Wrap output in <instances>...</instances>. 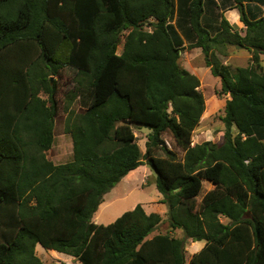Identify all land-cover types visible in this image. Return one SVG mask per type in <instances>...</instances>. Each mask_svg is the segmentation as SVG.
<instances>
[{
  "label": "trees",
  "instance_id": "16d2710c",
  "mask_svg": "<svg viewBox=\"0 0 264 264\" xmlns=\"http://www.w3.org/2000/svg\"><path fill=\"white\" fill-rule=\"evenodd\" d=\"M228 8L243 28L225 18ZM185 46L200 48L220 80V143L191 144L205 101L179 63ZM229 47L249 52V63L224 62ZM261 55L264 0H0V264H44L35 244L78 264H264ZM78 99L84 107L69 110ZM60 108L72 157L55 164L45 151ZM142 128L144 152L134 135ZM143 160L180 238L149 237L162 218L141 205L92 221ZM202 180L213 187L196 201ZM187 238L204 241L188 263Z\"/></svg>",
  "mask_w": 264,
  "mask_h": 264
},
{
  "label": "rangeland",
  "instance_id": "374dc122",
  "mask_svg": "<svg viewBox=\"0 0 264 264\" xmlns=\"http://www.w3.org/2000/svg\"><path fill=\"white\" fill-rule=\"evenodd\" d=\"M239 13V12H238ZM237 10L228 11L225 17L230 21H234ZM122 39V36H121ZM122 44L117 47V53L121 52ZM229 54L222 57L224 62L230 63L232 66H246L250 60L249 52L244 49H237L229 47ZM261 66L264 70V55H261ZM179 63L182 67L186 68L189 72L195 74L200 80L199 90L204 96L205 110L201 115L198 126L194 129L191 137V144L201 143L204 141H212L220 143L223 140L224 124L221 121L223 113L225 96H218L215 92L220 86L218 77L213 76L209 68L204 65L203 55L200 48L184 47L180 52ZM68 74L72 76L73 71L67 69ZM52 79L54 78L51 76ZM63 83V82H62ZM63 85L64 89L72 85ZM63 92H59L58 96L62 97ZM39 96L42 99H47L44 92H40ZM84 106L78 100L70 104L69 110H79ZM67 111L62 108L59 109L58 114L54 119L53 128V142L51 147L45 151L46 158L55 164L67 162L72 157V141L64 130L65 119ZM149 132L148 128L134 129V135L141 152L145 151L146 134ZM235 133V130H233ZM166 146L175 151L178 158H182L183 151L176 147L173 139L169 134L162 135ZM156 154L162 156V150L156 149ZM138 166L136 169L131 170L125 175L112 189L103 195V199L99 204L97 211L93 215V221L99 224H109L113 222L124 211L133 209L136 205H141L145 213H158L162 221L157 228L150 235L156 233L169 232L176 237H182V230H171L169 225V209L164 203H161L162 194L157 190L155 185V172L145 164ZM213 186L206 180H202V188L196 197L199 201L203 194L211 189ZM95 217V220H94ZM222 221H226L222 218ZM149 235V237H151ZM204 241H200L203 244ZM35 254L44 263L49 264L64 263V264H78V262L70 255L58 252L52 249L43 248L39 244H35ZM197 248L192 246V242L187 238L185 240V259L186 263L192 256Z\"/></svg>",
  "mask_w": 264,
  "mask_h": 264
},
{
  "label": "crops",
  "instance_id": "0c3cea01",
  "mask_svg": "<svg viewBox=\"0 0 264 264\" xmlns=\"http://www.w3.org/2000/svg\"><path fill=\"white\" fill-rule=\"evenodd\" d=\"M232 10H237L236 8H228V9H226L225 11H224V16L226 15V13L228 12V11H232ZM226 18V17H225ZM227 19V18H226ZM228 20V19H227ZM229 21V20H228ZM229 23H231V24H235L238 28H243L244 27V25H243V23L240 21V19H239V13H238V10H237V15H235V18H234V21L232 22V21H230ZM97 211V210H96ZM95 211V212H96ZM94 215V214H93ZM94 220H95V217H94ZM92 221H93V216H92ZM94 222V221H93ZM97 224H99V223H97ZM154 232V231H153ZM154 235V234H153ZM150 236H152V235H150ZM192 242V241H191ZM203 245H204V242H203V244H201L200 243V241H194V242H192V246L194 247V248H197V251L198 250H200L202 247H203Z\"/></svg>",
  "mask_w": 264,
  "mask_h": 264
},
{
  "label": "water",
  "instance_id": "95a60500",
  "mask_svg": "<svg viewBox=\"0 0 264 264\" xmlns=\"http://www.w3.org/2000/svg\"><path fill=\"white\" fill-rule=\"evenodd\" d=\"M124 122H127V121H124ZM168 212H169V216H170V210ZM184 234L186 235V231L185 230H184Z\"/></svg>",
  "mask_w": 264,
  "mask_h": 264
}]
</instances>
